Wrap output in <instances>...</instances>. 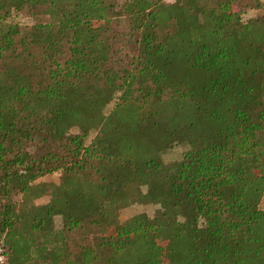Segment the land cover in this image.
I'll return each instance as SVG.
<instances>
[{
    "label": "trees",
    "instance_id": "1",
    "mask_svg": "<svg viewBox=\"0 0 264 264\" xmlns=\"http://www.w3.org/2000/svg\"><path fill=\"white\" fill-rule=\"evenodd\" d=\"M251 7L264 0H0L8 264H264V15L242 20ZM11 11L33 19L24 33ZM122 201L157 207L119 221Z\"/></svg>",
    "mask_w": 264,
    "mask_h": 264
},
{
    "label": "rangeland",
    "instance_id": "2",
    "mask_svg": "<svg viewBox=\"0 0 264 264\" xmlns=\"http://www.w3.org/2000/svg\"><path fill=\"white\" fill-rule=\"evenodd\" d=\"M165 1L170 2L171 0H165ZM121 2H122V0H115L116 6L118 4H120ZM256 15H264V7L247 8L243 13H241V18H242V20H246L247 18L256 16ZM7 19L12 20L13 22H16L18 24V27L20 28L21 32H23V33L27 30V28L33 22V19L25 12H13V11H11V13H10L9 17H7ZM114 25H115V28L121 29V28L125 27L126 21L124 20V18L118 17L117 19H115ZM250 79H251L250 80L251 83H254V84L259 83L258 77H253ZM109 106L110 105H108L107 108ZM182 149L183 148L181 146H176L172 150L165 152L162 155V159L163 160H169L171 158H176V157H178V155L180 154ZM248 172H249V176H251L253 173V167H249ZM57 176H58V173H52V174H48V175H44L42 177H39L37 179V181L55 180ZM40 201H42V199ZM156 207H157V205L150 204V203H132L131 204L127 201H122L119 203V206H118V220L123 221L124 219L128 218L129 216H131L135 213H139V212H143L147 215H151ZM258 207L264 208V192L262 193V195L259 199ZM53 222H54V226L58 227L60 224L59 216H57V215L54 216ZM157 243L159 246V249L157 251L158 258H160L162 260H166L168 257V253H167L168 237L166 235H161L157 239Z\"/></svg>",
    "mask_w": 264,
    "mask_h": 264
},
{
    "label": "built area",
    "instance_id": "3",
    "mask_svg": "<svg viewBox=\"0 0 264 264\" xmlns=\"http://www.w3.org/2000/svg\"><path fill=\"white\" fill-rule=\"evenodd\" d=\"M0 264H8L5 254L3 252V244L1 240H0Z\"/></svg>",
    "mask_w": 264,
    "mask_h": 264
}]
</instances>
